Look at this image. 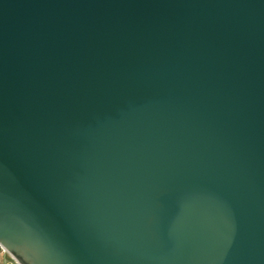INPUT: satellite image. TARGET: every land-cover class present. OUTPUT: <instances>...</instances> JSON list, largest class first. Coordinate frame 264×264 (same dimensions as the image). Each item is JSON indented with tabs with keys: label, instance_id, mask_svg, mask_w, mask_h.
Segmentation results:
<instances>
[{
	"label": "water",
	"instance_id": "obj_1",
	"mask_svg": "<svg viewBox=\"0 0 264 264\" xmlns=\"http://www.w3.org/2000/svg\"><path fill=\"white\" fill-rule=\"evenodd\" d=\"M26 227L50 264H264V0H0V237Z\"/></svg>",
	"mask_w": 264,
	"mask_h": 264
},
{
	"label": "clouds",
	"instance_id": "obj_2",
	"mask_svg": "<svg viewBox=\"0 0 264 264\" xmlns=\"http://www.w3.org/2000/svg\"><path fill=\"white\" fill-rule=\"evenodd\" d=\"M0 244H4L23 264H50L52 254L46 238L30 227H26L23 234H5L0 237Z\"/></svg>",
	"mask_w": 264,
	"mask_h": 264
},
{
	"label": "crops",
	"instance_id": "obj_3",
	"mask_svg": "<svg viewBox=\"0 0 264 264\" xmlns=\"http://www.w3.org/2000/svg\"><path fill=\"white\" fill-rule=\"evenodd\" d=\"M11 257L4 251H0V262L1 264H5L6 262L10 261Z\"/></svg>",
	"mask_w": 264,
	"mask_h": 264
},
{
	"label": "built area",
	"instance_id": "obj_4",
	"mask_svg": "<svg viewBox=\"0 0 264 264\" xmlns=\"http://www.w3.org/2000/svg\"><path fill=\"white\" fill-rule=\"evenodd\" d=\"M0 264H1V262H0ZM5 264H17V262L13 258H11V260L6 262Z\"/></svg>",
	"mask_w": 264,
	"mask_h": 264
}]
</instances>
